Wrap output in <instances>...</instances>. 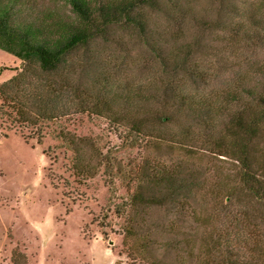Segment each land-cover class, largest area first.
I'll return each mask as SVG.
<instances>
[{
  "label": "trees",
  "instance_id": "trees-1",
  "mask_svg": "<svg viewBox=\"0 0 264 264\" xmlns=\"http://www.w3.org/2000/svg\"><path fill=\"white\" fill-rule=\"evenodd\" d=\"M0 113L126 197L129 264H264V0H0ZM107 123L124 163L64 121ZM24 259V255H23ZM12 264H22L11 256Z\"/></svg>",
  "mask_w": 264,
  "mask_h": 264
},
{
  "label": "rangeland",
  "instance_id": "rangeland-1",
  "mask_svg": "<svg viewBox=\"0 0 264 264\" xmlns=\"http://www.w3.org/2000/svg\"><path fill=\"white\" fill-rule=\"evenodd\" d=\"M264 58L263 52L244 60ZM20 62L0 50V82L19 70ZM64 124L77 136L95 140L124 163L141 150L123 148L107 123L74 115ZM49 125L38 134L17 128L0 113V264H129L119 256L121 219L114 206L124 187L103 174L74 176L71 154L59 145ZM24 255V259H23Z\"/></svg>",
  "mask_w": 264,
  "mask_h": 264
}]
</instances>
